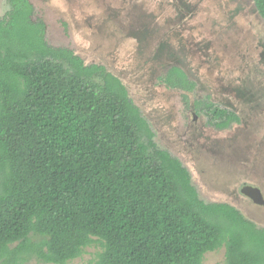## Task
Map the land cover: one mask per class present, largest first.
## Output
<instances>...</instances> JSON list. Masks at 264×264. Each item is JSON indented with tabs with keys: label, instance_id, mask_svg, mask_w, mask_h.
<instances>
[{
	"label": "trees",
	"instance_id": "trees-1",
	"mask_svg": "<svg viewBox=\"0 0 264 264\" xmlns=\"http://www.w3.org/2000/svg\"><path fill=\"white\" fill-rule=\"evenodd\" d=\"M264 19V0H254ZM0 18V264H264V229L200 200L189 171L159 149L120 78L46 41L30 0ZM163 82L192 91L178 68ZM189 82L186 87L183 84ZM228 128L240 118L207 104Z\"/></svg>",
	"mask_w": 264,
	"mask_h": 264
},
{
	"label": "rangeland",
	"instance_id": "rangeland-1",
	"mask_svg": "<svg viewBox=\"0 0 264 264\" xmlns=\"http://www.w3.org/2000/svg\"><path fill=\"white\" fill-rule=\"evenodd\" d=\"M30 2L32 20L45 23L51 47L121 79L156 146L183 163L200 200L229 204L264 229V208L241 193L252 185L264 196V19L254 0ZM9 10L0 0V18ZM175 66L196 83L189 96L162 80ZM204 98L240 121L218 128L200 110ZM101 252L93 245L68 264H98ZM203 264H226V249L207 253Z\"/></svg>",
	"mask_w": 264,
	"mask_h": 264
},
{
	"label": "flooded vegetation",
	"instance_id": "flooded-vegetation-1",
	"mask_svg": "<svg viewBox=\"0 0 264 264\" xmlns=\"http://www.w3.org/2000/svg\"><path fill=\"white\" fill-rule=\"evenodd\" d=\"M174 68H178V69H181L180 67H177V66H175V67H172L170 70H172V69H174ZM170 70L166 73V75H168V73L170 72ZM184 73H185V75L188 77V79H189V81H191V82H193L191 79H190V77L186 74V72L183 70V69H181ZM165 75V76H166ZM194 84H195V88H196V83L195 82H193ZM184 86H186V87H188L189 86V82H187V83H184L183 84ZM195 88L192 90V91H190V90H184V89H181V88H176V90H179L182 94H184L185 96L187 95V96H189V94L190 93H192V92H194V90H195ZM201 101V100H200ZM201 104H202V108H200V110H202V111H207L208 110V108H207V103H206V100H205V98L202 100V102H199V106H201ZM222 110H227V109H222ZM227 111H230V110H227ZM233 112V111H232ZM208 113H211L210 111L208 112ZM212 114V113H211ZM236 114V113H235ZM237 115V114H236ZM194 121H197V114L196 113H194ZM213 116V115H212ZM238 116V115H237ZM216 121V123L218 122L217 120H215ZM234 123H236V122H234ZM234 123H232V124H234ZM232 124H230L229 126H231ZM151 128V127H150ZM221 129V128H220ZM153 131V130H152ZM154 133V132H153ZM154 135H155V133H154ZM165 151H167V150H165ZM167 152H169V151H167ZM170 153V152H169ZM170 155L172 156V154L170 153ZM172 157H174V156H172ZM175 158V157H174ZM179 160V159H178ZM181 162V161H180ZM182 163V162H181ZM183 164V163H182ZM184 166V165H183ZM185 167V166H184ZM186 168V167H185ZM191 176V175H190ZM247 187H253V188H255V189H258L259 191V197H258V195H257V200L260 202V203H256L252 198H250L249 196H247L245 193H243V190L245 189V188H247ZM241 193L244 195V196H246V197H248L256 206H258V207H261V208H264V196H263V193H262V191H261V189L260 188H258V187H255V186H252V185H246V186H244L242 189H241Z\"/></svg>",
	"mask_w": 264,
	"mask_h": 264
},
{
	"label": "water",
	"instance_id": "water-1",
	"mask_svg": "<svg viewBox=\"0 0 264 264\" xmlns=\"http://www.w3.org/2000/svg\"><path fill=\"white\" fill-rule=\"evenodd\" d=\"M259 190L258 189H255L253 187H247L243 190V193H245L247 196H249L250 198H252L256 203H260L258 200H257V195L259 197Z\"/></svg>",
	"mask_w": 264,
	"mask_h": 264
}]
</instances>
